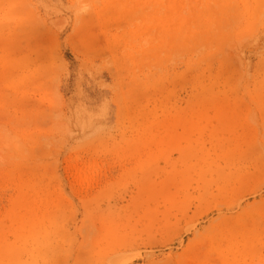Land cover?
Returning a JSON list of instances; mask_svg holds the SVG:
<instances>
[{
  "label": "rangeland",
  "instance_id": "rangeland-1",
  "mask_svg": "<svg viewBox=\"0 0 264 264\" xmlns=\"http://www.w3.org/2000/svg\"><path fill=\"white\" fill-rule=\"evenodd\" d=\"M0 264H264V0H0Z\"/></svg>",
  "mask_w": 264,
  "mask_h": 264
}]
</instances>
